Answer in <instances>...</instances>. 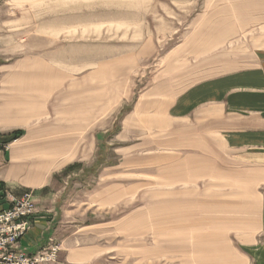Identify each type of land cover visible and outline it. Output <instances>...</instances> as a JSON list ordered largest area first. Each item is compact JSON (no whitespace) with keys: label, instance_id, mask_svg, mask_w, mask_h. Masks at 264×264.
Segmentation results:
<instances>
[{"label":"rangeland","instance_id":"obj_1","mask_svg":"<svg viewBox=\"0 0 264 264\" xmlns=\"http://www.w3.org/2000/svg\"><path fill=\"white\" fill-rule=\"evenodd\" d=\"M22 1L28 39L45 38L42 51L61 54L51 63L61 71L56 96L63 122L71 115L78 124L68 159L71 179L84 181L74 183L69 209L84 264H220L214 256L228 255V240L198 232L205 205L225 192L206 189L213 176L175 174L182 155L197 163L198 145L177 148L159 127L173 93L264 55V0ZM221 151L223 167L235 169Z\"/></svg>","mask_w":264,"mask_h":264},{"label":"crops","instance_id":"obj_2","mask_svg":"<svg viewBox=\"0 0 264 264\" xmlns=\"http://www.w3.org/2000/svg\"><path fill=\"white\" fill-rule=\"evenodd\" d=\"M24 7L22 0H0V137L21 132L0 157V186L17 196L34 195L36 214L19 241L20 250L36 255L59 245L57 259L40 264H84L88 250L79 244L78 233L71 232L75 220H70L69 209L74 183L84 180L71 179L76 173L64 174L71 165L68 158L75 156L78 124L71 115L63 122L61 95L56 96L61 71L51 65L60 64L61 54L43 52L45 38L28 39L25 19L19 16ZM173 95L159 129L169 130L165 139H178L177 148L197 144L199 150L193 154L195 165L190 156L176 160L173 166L182 172L175 174L213 176L214 183L204 184L206 189L225 192L213 196L214 205H205L210 212L198 238L228 240V255L234 256L231 264H264V55L252 66ZM136 107L135 102L133 110ZM146 108L154 111L150 105ZM222 147L235 169L223 167ZM175 157L172 153L173 161ZM202 218H197L195 230H203ZM228 255L223 252L214 258L222 262Z\"/></svg>","mask_w":264,"mask_h":264},{"label":"built area","instance_id":"obj_3","mask_svg":"<svg viewBox=\"0 0 264 264\" xmlns=\"http://www.w3.org/2000/svg\"><path fill=\"white\" fill-rule=\"evenodd\" d=\"M9 146L10 143L0 137V157ZM35 214L32 192L17 196L7 189H0V264H40L57 259L59 245L36 255L19 249V241L29 231Z\"/></svg>","mask_w":264,"mask_h":264},{"label":"trees","instance_id":"obj_4","mask_svg":"<svg viewBox=\"0 0 264 264\" xmlns=\"http://www.w3.org/2000/svg\"><path fill=\"white\" fill-rule=\"evenodd\" d=\"M124 113V112H123ZM20 134H21V132H17V133H15V134H12V135H10L9 137H7V138H3L4 139V141L5 142H10V141H13V140H16L19 136H20ZM77 165V164H76ZM76 165H74L75 167H76ZM77 166H79V165H77ZM74 168H72V166H71V168L70 167H68L66 170H65V172H64V174L66 175V174H68L71 170H73ZM4 187L3 186H0V189H3Z\"/></svg>","mask_w":264,"mask_h":264}]
</instances>
